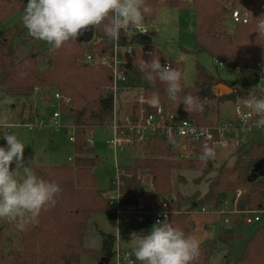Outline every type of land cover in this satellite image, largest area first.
<instances>
[{
	"label": "trees",
	"instance_id": "obj_1",
	"mask_svg": "<svg viewBox=\"0 0 264 264\" xmlns=\"http://www.w3.org/2000/svg\"><path fill=\"white\" fill-rule=\"evenodd\" d=\"M158 1L146 0L151 12L145 15L144 22L153 18L155 9L159 7ZM27 3L28 0H0V26L23 10ZM240 3L242 10L248 13L249 20L247 24H236L229 30L228 17ZM164 6L191 8L194 11V49L189 53L195 57L200 54L210 56L216 63V74L209 72L195 60L192 83L185 85L182 63L169 61V64L182 73L183 91L180 99L172 101L166 91L167 85L159 79L149 83L144 78L145 74L140 71L142 62L134 59L126 81L120 88V102L124 92L131 91L136 96L142 94L145 99L151 98L152 93L156 92L159 94L160 106L170 108L180 118L209 126L218 121L213 117L217 116L221 104L234 103L238 99L247 100L253 95L257 98L264 97L253 86H235L218 73L220 64L230 72L247 69L257 63L264 64V32L257 30L258 19H264V0H192L189 4L172 0ZM107 23L105 21L95 27L94 38L88 44L80 43L77 38L60 49L51 50L43 68L39 67L36 47H32L24 55L17 54L16 40L24 36L27 30L24 26L20 28L16 25L0 30V91L16 97H29L36 87L52 88L68 99L67 104H61V112L71 115L74 128V158L70 164L40 165L32 169L38 178L55 182L61 188L55 206L42 211L38 221L28 225L24 231L19 230L15 223H10L13 237L7 250L0 249V264H74L79 262L83 254L90 255L99 262L112 252L115 236L101 231H98L101 237L99 251L87 250L83 246L86 224L92 214L102 213L111 227L115 225L113 209L104 192L98 189L93 174V168L99 160L94 155L93 147L86 143L90 132L104 129L109 124L113 101L111 95L104 91L103 84L95 81L94 69L82 63L86 55H103L111 51L112 42L104 32ZM126 39L127 35L122 30L119 44L123 45ZM25 42L23 40L22 43ZM149 47L151 55L144 58L145 63L151 58H159L160 62L165 59L166 55L158 47ZM218 85L231 88V92L216 95L214 88ZM189 94L201 100L202 110L189 111L182 103L183 97ZM134 99L130 105L133 113L137 108ZM140 151L141 157H134L131 166L123 167L124 175L120 178L122 202L134 204L141 200L149 205L158 203L159 200L167 201L174 212L168 216L169 222L186 235L194 229L192 213L201 209L222 211L228 207L225 206L228 195L233 197L230 207L237 211L264 208V139H252L238 149L234 164L231 167H218L209 180L205 194L200 197L195 193L190 199L179 194L175 199H169L172 193L171 174L181 168L197 170L202 173L201 178L208 174L212 170L208 159L211 154L209 148H197L195 156L202 159L189 160L182 167L176 161L179 153L157 136L150 137ZM142 172L151 177V192L139 190L137 177ZM252 175L255 176L253 179ZM178 180L181 179L178 177ZM238 190L243 192L235 199ZM235 217L234 215L230 219L231 223L245 224L241 218ZM150 231L143 233L145 235ZM240 238L221 219L212 243L199 246V256L193 264H209L217 243L232 250L231 260L227 264H264V220L256 226L242 250L234 253V245Z\"/></svg>",
	"mask_w": 264,
	"mask_h": 264
},
{
	"label": "rangeland",
	"instance_id": "obj_2",
	"mask_svg": "<svg viewBox=\"0 0 264 264\" xmlns=\"http://www.w3.org/2000/svg\"><path fill=\"white\" fill-rule=\"evenodd\" d=\"M155 9V13L152 19L146 21V24L153 25L154 35L149 34V36L144 41L148 43L155 44L165 55V59L169 61H176L182 63L184 67L183 82L185 85H191L194 73V63L195 60L204 66L209 72L216 74V63L207 54H200L197 57L193 56L190 51L194 49V39L193 31L195 24L194 11L191 8H170L168 6L160 5ZM241 8V3L237 8ZM24 14V9L15 13L10 19L3 22L0 26V30L7 27L18 26L22 28L23 23L20 22ZM228 29L233 28V24L230 22L228 17L227 21ZM130 33V32H129ZM129 37L132 39L136 37L135 34L131 32ZM23 40L26 42L23 44ZM18 45L19 56L26 54L32 47H36V53L38 54L39 67L43 68L46 65L47 57L50 55V45L46 42L32 38L28 31L24 33L21 39L16 40ZM218 73L229 83L236 84L241 82L239 86L248 84L245 76L249 74H239L238 72H230L225 69H219ZM96 81V77L94 75ZM243 81V82H242ZM249 85V84H248ZM253 86V85H252ZM46 96V102H50L51 95L55 92L52 88H42ZM216 95H223L229 93L225 92V89L218 87L214 89ZM121 95L122 101L119 105L121 115L130 109V105L136 96L134 92H124ZM41 97H35L33 94L29 97H16L2 93L0 91V147H7V143L3 136L5 134H15L17 138L25 145L24 149V165L28 167L31 171L34 166H61L68 165L72 162L74 158L73 145L70 138L72 137V117L71 115H61L59 119L60 129H51L49 126L45 128L28 132L25 129L15 128L12 132L4 127L2 124L8 123H21L22 121H30L32 115L36 114L38 118H46L48 114L55 111V108L50 106L45 101L41 100ZM233 118V103L226 102L219 106V111L217 116L213 119H232ZM110 134V133H109ZM93 150L94 155L98 158V164L93 168V174L95 175L97 187L99 190L104 192V196L108 194L111 189V181L115 178V164L122 167H128L132 165L134 157H141L142 152L140 150H129L125 149L124 152H118L116 158H114L110 149L107 148L105 144V139L108 137V132L103 129H96L93 131ZM252 139H264V131L256 133L253 137H247V141L240 144L239 147L234 145L228 146L226 149H220L215 151V154H210L208 158L211 162L212 170L201 178L202 173L197 170L189 169H178L172 172L170 177L171 190L169 199H175L179 194L184 198H192L194 194H199L203 196L207 191L209 180L215 175V170L221 165L226 167H231L236 160L237 150L244 147ZM196 151V150H195ZM195 151L190 153L187 158L176 157V161L182 167L189 160H201L195 156ZM185 156V157H186ZM16 165L13 163L10 166V170H15ZM178 177L181 180H178ZM17 178L22 180L24 178L23 170L17 172ZM139 190L143 192H151L153 190L151 184V177L146 173L138 174ZM201 178V179H200ZM199 180V183L196 181ZM243 190H238L237 193H242ZM232 195H228L227 202L225 206L231 209ZM185 210V207L183 208ZM193 220L195 222V228L190 233V237L195 238L199 244H207L211 241L210 237L213 235V231L205 230L201 224L218 225V221L222 218L221 215H211L207 213H201L199 211L192 214ZM239 216H236L237 218ZM264 220V215L262 216ZM213 218V222L210 219ZM233 218V215H230ZM192 219V218H191ZM226 227L232 228L234 233L241 238L234 245V253H238L242 250L246 240L251 236L252 232L258 225V223L251 225H235L233 223H225ZM209 225V226H210ZM209 226H206L208 228ZM152 226L146 225L142 231L151 230ZM214 227V226H213ZM139 229V228H138ZM105 233H115L112 227L107 222L104 214L95 213L92 214L86 224V231L84 236V249L87 250H99L101 247V237L99 232ZM129 231V227L124 226L122 222L119 223V232L124 233ZM137 232V231H133ZM211 234L209 237L207 234ZM133 233L132 238L125 239L122 235L120 240V245L123 248H128L135 246V236ZM144 235V234H140ZM12 233L10 228V223L0 220V249L7 250L10 244ZM212 243V242H210ZM209 243V244H210ZM232 250L228 246L217 243L214 247V252L211 257L209 264H227V261L231 260ZM74 264H98L95 259L87 254H83L78 263ZM140 264V262H138Z\"/></svg>",
	"mask_w": 264,
	"mask_h": 264
},
{
	"label": "built area",
	"instance_id": "obj_3",
	"mask_svg": "<svg viewBox=\"0 0 264 264\" xmlns=\"http://www.w3.org/2000/svg\"><path fill=\"white\" fill-rule=\"evenodd\" d=\"M172 0H159L160 5H167ZM183 4H189L192 0H177ZM230 22L233 25L247 24L249 20L248 13L241 8L233 9L229 15ZM146 33H141L139 29L132 31L136 37H129L131 32L126 33L127 39L123 45H115L112 43L110 52L103 55H86L82 63L94 69L96 80L103 84L104 91L109 93L113 101L112 117L109 124L103 129L108 132L105 144L112 152L114 158L118 152L125 149H140L146 144L150 137L157 136L164 142L175 149L181 158L195 151L197 148L210 149L212 155L215 151L226 149L230 145L236 148L247 137H253L256 133L264 131V127L257 128L256 121L259 119L252 110L247 106L245 99H238L233 103V118L220 119L213 125H198L189 119L180 118L176 112L168 107L159 106L150 109L145 102L147 99L142 94L137 95L134 103L137 104L136 111L133 113L128 109L126 113L121 115L119 108L120 88L126 81L129 68L134 59L142 62L144 58L151 55V46L143 39L151 34L152 27L144 22ZM149 45V46H148ZM161 65L169 64L168 59H163ZM219 68L223 69L222 64ZM239 74H249L252 77L253 87L264 94V64L257 63L247 69H237ZM35 97H41L46 102L48 95L42 88L36 87L33 90ZM150 99V98H149ZM68 99L64 98L57 91L51 95L50 106L55 108L46 118L39 119L36 114L32 115L30 121H22L21 123L2 124L8 132L15 128L25 129L28 132L39 131L46 126L51 129H60L59 119L63 113L61 112V104H67ZM131 108V107H130ZM74 128H72V131ZM110 133V134H109ZM93 132H90L86 138L89 147L93 146ZM70 140L73 142V132ZM188 154V155H187ZM187 155V156H186ZM186 156V157H185ZM115 178L111 181V189L106 194L110 206L113 209L115 217V241L110 254L109 264H133L134 255H129L131 251L122 250L118 245L119 223L132 227H141L153 225L157 220L163 222L165 214L167 217L173 214L170 203L165 200H159L158 203H150L146 205L141 200L134 204L123 203L120 193V178L124 175V168L115 164ZM240 193H237L239 196ZM201 213L219 214L222 216L224 223H230V215L239 216L241 220L247 224L261 223L263 221L264 208L262 210L253 211H237L234 208H223L222 211H208L206 209L199 210ZM151 227V228H152Z\"/></svg>",
	"mask_w": 264,
	"mask_h": 264
},
{
	"label": "clouds",
	"instance_id": "obj_4",
	"mask_svg": "<svg viewBox=\"0 0 264 264\" xmlns=\"http://www.w3.org/2000/svg\"><path fill=\"white\" fill-rule=\"evenodd\" d=\"M150 12L146 0H28L22 23L32 38L46 42L50 50H57L89 28L107 21L105 35L118 46L122 30L147 32L144 20ZM258 20L257 30L264 32V19ZM140 71L149 83L156 79L165 83L169 99H180L182 73L171 64L162 66L159 58H151L147 63L142 60ZM145 102L158 108L159 94L153 92ZM182 103L189 111L202 110L201 100L195 95H185ZM246 103L259 117L255 126L264 127V97L253 95ZM3 138L7 147H0V220L15 223L24 231L38 221L42 211L55 206L61 188L55 182L38 178L24 165L25 145L15 134H5ZM13 163L16 168L10 170ZM20 170L24 173L22 180L17 178ZM134 236L135 247L129 255H134L140 264H193L199 256V242L174 227L166 214L163 222L157 220L150 233Z\"/></svg>",
	"mask_w": 264,
	"mask_h": 264
},
{
	"label": "crops",
	"instance_id": "obj_5",
	"mask_svg": "<svg viewBox=\"0 0 264 264\" xmlns=\"http://www.w3.org/2000/svg\"><path fill=\"white\" fill-rule=\"evenodd\" d=\"M151 26V25H150ZM151 27H153V25L151 26ZM153 29V28H152ZM152 35H154V33L152 32L151 33ZM148 43V42H147ZM150 45H155V44H152V43H149ZM245 78H246V80H247V83L249 84V85H253V79H252V77L251 76H245ZM243 82V81H242ZM241 82H237L236 84H233V85H235V86H239V85H241L240 84ZM232 84V83H231ZM218 87H222V88H224L225 89V92H231V88H228V87H226V86H223V85H218V86H216L215 88H218ZM214 88V89H215ZM10 132H12V131H10ZM136 150H140V149H136ZM125 150H123V151H121V152H124ZM133 151H135V150H133ZM193 214V213H192ZM192 214H191V218H192V220H193V217H192ZM211 215H216V214H211ZM213 218H211L210 219V222H213ZM220 220H221V218H220ZM219 220V221H220ZM218 221V222H219ZM193 222H194V220H193ZM204 224H201L202 226L204 225V229L205 230H207V231H209L210 229L213 231V235L210 237V239H211V241L210 242H212L213 241V239H214V237H215V230H216V227H217V225L215 224V225H210V224H205V222H203ZM123 224V223H122ZM195 222H194V228H195ZM210 225V226H209ZM124 226H126V227H129V231L127 232V231H125L124 233H120L119 234V238H118V245H119V248L120 249H122V250H129V251H132V249L135 247V246H132V247H128V248H123V247H121V245H120V240H121V237H122V235H123V237L125 238V239H130V238H132V236H133V233H136V235H140L141 233L142 234H144L143 232H145V231H142L143 229H144V226H141V227H132V226H129V225H125L124 224ZM206 226H209L208 228H206ZM214 226V227H213ZM139 228V229H138ZM112 229L115 231V228L114 227H112ZM194 230V229H193ZM192 230V231H193ZM133 231H137V232H133ZM105 233V232H104ZM191 233V232H190ZM190 233H188V235L187 236H189L190 235ZM105 234H112V235H114L115 236V233L113 232V233H105ZM211 234L209 233V234H207V236L209 237ZM209 242V243H210ZM209 243H207V244H209ZM101 245V244H100ZM201 245H205V244H199V246H201ZM84 246V245H83ZM99 250H100V247H99ZM99 250H96V251H99ZM96 261V260H95ZM97 262V261H96ZM138 262L139 261H136V264H138ZM98 263V262H97Z\"/></svg>",
	"mask_w": 264,
	"mask_h": 264
},
{
	"label": "water",
	"instance_id": "obj_6",
	"mask_svg": "<svg viewBox=\"0 0 264 264\" xmlns=\"http://www.w3.org/2000/svg\"><path fill=\"white\" fill-rule=\"evenodd\" d=\"M94 30L95 28H89L86 30L82 35L78 36V41L82 44H88L90 43L94 38ZM255 176L252 175L251 178L253 179ZM110 255L102 258L98 264H109Z\"/></svg>",
	"mask_w": 264,
	"mask_h": 264
}]
</instances>
